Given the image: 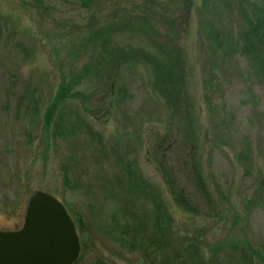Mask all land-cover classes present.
<instances>
[{
    "label": "rangeland",
    "instance_id": "1",
    "mask_svg": "<svg viewBox=\"0 0 264 264\" xmlns=\"http://www.w3.org/2000/svg\"><path fill=\"white\" fill-rule=\"evenodd\" d=\"M248 18L264 22V0H0V231L42 191L83 225L76 264H246V238L264 254V51L247 48ZM151 61L181 75L209 199L185 141L159 149L177 119Z\"/></svg>",
    "mask_w": 264,
    "mask_h": 264
},
{
    "label": "water",
    "instance_id": "2",
    "mask_svg": "<svg viewBox=\"0 0 264 264\" xmlns=\"http://www.w3.org/2000/svg\"><path fill=\"white\" fill-rule=\"evenodd\" d=\"M81 243L64 204L38 191L29 200L23 227L0 231V264H76Z\"/></svg>",
    "mask_w": 264,
    "mask_h": 264
},
{
    "label": "trees",
    "instance_id": "3",
    "mask_svg": "<svg viewBox=\"0 0 264 264\" xmlns=\"http://www.w3.org/2000/svg\"><path fill=\"white\" fill-rule=\"evenodd\" d=\"M249 21V29L245 34V37L247 38V48L252 50L254 53V56H257L258 54H261L264 51V22L260 24H256L253 21H251L248 18ZM171 53L168 55L170 56ZM169 62V61H168ZM151 63L154 65V71L156 73L157 81L160 86V92H161V100H163L164 104H166L169 110H171L173 116L175 117V127L173 126L172 129L169 130L168 134L165 135V137L160 140L161 143L159 145V149L163 150L164 153L163 157L166 158V151H168V148L170 146H175L179 143V137L182 139V141H185L184 146L185 149L189 148L190 151V158L192 162L193 172L195 174V179L197 185L200 187V190L204 193V195L209 199V196L206 192V186L204 181L201 178V174L196 170V164L195 161H193V154L195 151V143H197V140L193 137V131L195 130L193 128V120H192V108L189 107V104L187 103V97L185 94V88L182 85V78L181 75H178L177 73L173 71H169L165 68L158 67V63L156 61H151ZM167 63V62H166ZM167 65V64H166ZM69 86H65V88H68ZM62 89L59 96L56 98V100L52 103V105L49 107L48 114L46 115L45 119L47 121V124H51L53 122V119L55 118V115L57 114L58 105L63 101V98L66 96V91ZM166 144V146H165ZM187 152V151H186ZM127 172L129 173L130 177L127 176V178L130 181L135 180V182L138 181V178L131 174L132 169L129 165L126 167ZM264 184V181H263ZM141 185V184H140ZM136 186V185H135ZM131 187V185H130ZM137 187L139 185L137 184ZM177 202L181 204L183 207H186L189 209L191 207V204L189 201L185 199L183 194L180 193L176 197ZM157 202V201H156ZM155 205L158 209V212H160L159 204ZM69 213V211H68ZM70 214V213H69ZM128 215L129 220L125 224V234L128 236V240L130 241V250L134 251L135 249H140L141 245L143 244V225L140 221V218L136 217L134 212L131 210L129 212H126V216ZM73 219V218H72ZM76 220V219H75ZM74 221V220H73ZM76 227H79L81 231H83V225L80 220H76L74 222ZM257 247V246H256ZM254 247V245L249 242V240L246 238L245 242L243 244L242 249V256L243 260L246 264H258L262 260H264V254L263 250ZM193 254H197L198 251H192ZM198 255V254H197Z\"/></svg>",
    "mask_w": 264,
    "mask_h": 264
}]
</instances>
